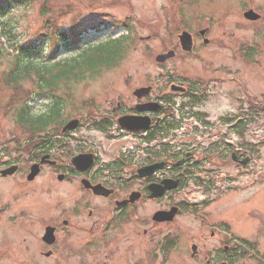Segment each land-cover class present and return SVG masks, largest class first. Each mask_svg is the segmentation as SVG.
I'll return each instance as SVG.
<instances>
[{"label": "flooded vegetation", "instance_id": "flooded-vegetation-1", "mask_svg": "<svg viewBox=\"0 0 264 264\" xmlns=\"http://www.w3.org/2000/svg\"><path fill=\"white\" fill-rule=\"evenodd\" d=\"M231 54L229 66L210 64L200 67L197 73L165 68L166 90L159 94L152 86L139 97L128 89L126 93L117 92L106 98L102 107L94 98H88L89 107L82 122H87L88 127L110 142L135 140L134 146L120 150L109 160L100 142L79 136L78 129L41 132L36 141L28 143L31 146L20 149V155L14 149L12 155H0V264H76V258L78 264H92V255L96 256L93 264H108L106 250L115 243L103 240L126 231L127 227L134 234L150 239L146 243L148 252L145 250L148 263L152 249L167 253L173 250L169 242L151 241L172 225L155 223L152 217L172 206L183 212L186 200H175L169 208L166 203L159 208L153 206L167 202L194 184L203 193L207 192L205 186L211 183L212 175L224 179L219 178L225 173L222 165L240 166L250 156L249 149L236 152L233 136L241 123L246 129L251 120L254 100L251 77L248 80V75L245 79L241 72L236 73L237 57L234 51ZM173 83L186 90L171 91ZM224 85L229 103L237 106L226 117L211 122L203 107L210 97L219 96ZM142 87L149 86L139 85L135 90ZM257 94L260 97L255 95L254 103L264 104V92ZM125 115L149 121L148 128H121L118 119ZM177 137L181 138L179 146H172V139ZM81 155L93 159L82 170L75 163ZM160 161L164 162L162 167L140 178L138 169ZM34 164H39V171L31 176ZM6 169L12 171L4 174ZM171 180L179 182L176 189H168L154 199L150 197V186H164ZM60 184L64 190L59 188ZM93 186H98L101 193ZM60 191L64 197H60ZM133 192H138L141 199L118 204L129 199ZM145 209L151 210L149 214L145 215ZM129 221L141 226V231ZM226 245L221 250L207 243L198 244L193 260L202 256L205 264H235V247ZM137 246L131 243L127 249L131 252ZM219 255L222 259L217 261ZM132 264H145V260L138 258Z\"/></svg>", "mask_w": 264, "mask_h": 264}, {"label": "rangeland", "instance_id": "rangeland-1", "mask_svg": "<svg viewBox=\"0 0 264 264\" xmlns=\"http://www.w3.org/2000/svg\"><path fill=\"white\" fill-rule=\"evenodd\" d=\"M57 1L58 7L61 9L70 7V4L73 5L72 11L68 13L71 14V17L68 15L64 18L65 21L71 20V18L88 16L85 18L86 21H89L88 18L95 19V22L102 19L107 23L115 21L119 26L124 18L130 17L133 18L130 21L134 30L132 34L133 47L117 66L103 68L98 76L85 79L81 83L70 82L61 86L62 89L60 88L58 92L61 97L66 98V108L60 116L59 122L57 121L54 125L57 128H60L62 121L68 119L69 116L86 113L88 106L85 104L88 102V98H94L102 107L106 98H112L117 92L126 93L128 89L132 94V91L139 85L155 87L156 94L161 93L166 86L164 74L162 73L164 71L162 69L165 67L177 68L178 71L186 69L189 72L197 73L200 67L210 66V64L215 67L229 66L233 55L231 54L232 47L229 39L223 36L228 30H231L235 35L236 39L232 40H237V44L244 40L251 43L264 42V26H262V23L247 22L243 17V9L255 7L264 10V0H198L193 6H181L182 9L177 6L176 0L173 3L172 0ZM170 8H172L171 12L165 15V11ZM180 12L185 18H179ZM207 18L211 19L213 29L207 35L205 34L207 40L201 38L198 31L196 32L194 35L195 40L192 39L198 50L195 55L179 51L182 54L176 59H170L164 65L156 63V56L167 52L170 47L168 45L169 36H165L167 31L164 20L170 22L168 27L187 21V24L195 31L205 26L208 22ZM155 19H160L162 23L155 25ZM199 19L202 20L198 21ZM0 20H2L0 21V31L9 29L6 23H2L4 21L1 17ZM8 20L14 28L15 37L5 36L7 50L21 42L24 44L33 43L35 48L31 53L35 56L36 61L43 65L48 64V62H62L79 54L81 49L89 45L93 46L110 38H117L122 34H126L123 28L88 32L82 41L83 45L81 43V45H75L69 50H64V48L59 49L56 45H49V42L42 43V40H38L36 33L42 24L38 4H35L32 9H21L11 13ZM174 40L178 42L177 35ZM54 51L59 52L57 57L54 56L55 54L53 55ZM9 60H12V58L8 57L7 54L3 57L0 56V116L3 114L0 117V145L5 142L11 132L20 133L22 131L16 124L14 108L17 105L12 102L17 93L12 91L14 89L9 83V76H7L11 64ZM239 68L245 79L248 75L249 80L250 75L251 81L249 82L252 89H249L253 95L256 94L259 98L260 96L257 93L264 92V53L256 54L255 58H250L248 63H240ZM24 87L31 88V84L29 82L24 83ZM236 90H238V86H236ZM225 92L226 85L221 87L219 96L216 98L210 97L209 102L203 107L204 110L208 111L211 122H215V118L226 117L227 113L233 112L235 106H237V104L233 106L232 103H229L230 101L227 99ZM29 102H31L33 111L36 113H41L49 107L48 100L43 97H36L34 101ZM7 106H11V109L8 113H5L3 109ZM252 117L255 119L248 123L246 129H243L244 134L233 136L234 142L238 145L237 149L243 146L251 150L254 158L248 166L249 170L244 172L237 163L222 165L221 169L232 175V181H230L232 183L228 186L222 179L217 182V179L214 178L221 186L220 191L217 189L214 193V195H219L217 200L207 205V208L203 209V212L199 211L198 214H196L197 210L191 207L181 213L172 215L170 219L171 227L164 229L161 235L164 238H167L168 235L176 236L172 239L175 243L172 246L173 250L169 253L165 250L157 251L156 260L153 262L150 259V263H148L147 258H145L147 245L143 235L134 234L127 227L128 229L124 232L120 231L110 235L115 244L106 250L110 256L108 259L109 264H132L133 258L136 256L141 259L144 258L145 264H205L202 256L195 260L191 258L192 251L190 248L193 244L207 243L213 247L217 246L221 250L223 245L227 246L226 244L237 248L235 244L226 239L223 233L212 234V231L206 228L204 223L199 222L198 216L200 215L205 217L206 224L210 226L222 222L223 227L220 226L229 229V233L234 234L240 242L243 240L246 245L250 244L255 247L254 251L241 248L240 250L243 251L245 257L238 258L235 264H263L260 258L264 256V111L259 112L257 115L254 114ZM78 130L79 136L100 142L101 149L107 153V160L120 153V150H127L135 144V140L130 139L110 142L104 135L88 127L87 122H83L82 127ZM215 130L221 129L216 128ZM178 136H180V133ZM177 138H173L172 141L181 140L180 137ZM236 152L239 151L236 150ZM59 188L64 190V186L61 184ZM60 193V197H64L62 191ZM201 196H204V193L201 188L194 184V186H189L186 190L181 191L180 194L173 195V198H170L167 202H160L158 203L159 206L154 205L153 208H159L163 203H166L165 205L169 208L174 205L175 200H186V207L189 202L195 203ZM205 196L208 197L209 195L205 194ZM150 211L145 209V215L149 214ZM187 211H192L196 215L192 216ZM129 222L135 229L141 231V226L139 228L135 226V223ZM125 227L126 225L122 227L123 230H125ZM76 242L78 243V240ZM131 243H137L138 246L137 249L130 252L127 246ZM147 252L148 250H146ZM95 258L96 256L92 255V264L95 263ZM221 259L222 257L219 255L217 261ZM76 260V264H78L79 259L76 258Z\"/></svg>", "mask_w": 264, "mask_h": 264}, {"label": "trees", "instance_id": "trees-1", "mask_svg": "<svg viewBox=\"0 0 264 264\" xmlns=\"http://www.w3.org/2000/svg\"><path fill=\"white\" fill-rule=\"evenodd\" d=\"M35 4H38L39 7L43 24L42 28L47 30L39 35V40H42V43L52 42L57 46L62 45L66 50L79 44L89 31L100 32L110 27H117L115 21L107 23L101 19L95 22V19L89 18V21H86L85 18L88 16L71 18V20L65 21L64 18L72 11L73 5L70 4V7L61 9L58 7L57 0H0V15L9 25V29L7 30L9 35H15L14 28L8 20L9 15L21 9H32ZM69 16L71 17V14ZM79 18L80 20L78 21ZM123 26L128 32L127 35L110 38L105 42L83 49L79 54L69 59L52 65L46 64L43 67H40V64L36 63L35 56L31 53L35 48V44L19 45L17 47L18 52L13 55L12 60H9V63L11 62L9 69H12L10 76L13 75L11 82L16 84V90L17 88L21 90L24 88L23 81L29 78V74L32 71H35L41 81L40 85H38L40 93L37 95L49 98L50 100L47 113L37 117L32 116L31 118L32 110L29 102L26 99H21L17 93L13 100L18 101L16 115L19 121L21 123L29 121V123L35 124L37 128L39 126L46 127L52 125L62 114L63 108L66 106L65 101L59 98L60 93L58 91L61 88L58 86L59 84H68L70 82L81 83L85 79L98 76L103 68L117 66L126 57V53L132 49V42L134 43V39L132 38L134 30L132 26L128 24H124ZM54 53H57V51ZM0 56H4L1 46ZM53 85L57 87L54 91L49 88ZM254 248V246L249 247L251 250H254ZM240 249H234L235 262L238 258L245 257V254ZM260 260L264 264V256Z\"/></svg>", "mask_w": 264, "mask_h": 264}, {"label": "water", "instance_id": "water-1", "mask_svg": "<svg viewBox=\"0 0 264 264\" xmlns=\"http://www.w3.org/2000/svg\"><path fill=\"white\" fill-rule=\"evenodd\" d=\"M245 16L247 18H252V19H256L259 16L255 15L252 11H249L245 14ZM180 40H181V44L184 50H188L191 51L192 50V41H191V37L188 33H184L180 36ZM175 55V53L173 51H170L166 54H161L159 56H157L156 60L159 63H164L166 60H168L169 58L173 57Z\"/></svg>", "mask_w": 264, "mask_h": 264}]
</instances>
